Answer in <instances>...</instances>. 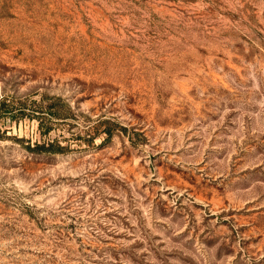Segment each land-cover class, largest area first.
Here are the masks:
<instances>
[{
    "label": "rangeland",
    "instance_id": "rangeland-1",
    "mask_svg": "<svg viewBox=\"0 0 264 264\" xmlns=\"http://www.w3.org/2000/svg\"><path fill=\"white\" fill-rule=\"evenodd\" d=\"M4 98L0 264H264V0H0Z\"/></svg>",
    "mask_w": 264,
    "mask_h": 264
},
{
    "label": "trees",
    "instance_id": "trees-1",
    "mask_svg": "<svg viewBox=\"0 0 264 264\" xmlns=\"http://www.w3.org/2000/svg\"><path fill=\"white\" fill-rule=\"evenodd\" d=\"M11 109L9 108V102H7V99L4 98L0 100V117L1 113H4V115L8 112H10ZM50 113H57V112H50ZM65 147L60 146L59 144H54V142H51L49 140H42L41 142H35L34 147L32 150H35L37 153H49V154H55L60 153L64 151Z\"/></svg>",
    "mask_w": 264,
    "mask_h": 264
}]
</instances>
